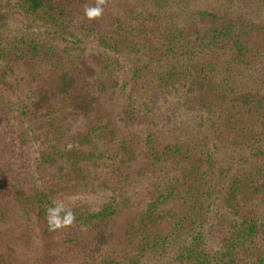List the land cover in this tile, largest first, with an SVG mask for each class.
<instances>
[{
    "label": "trees",
    "instance_id": "trees-1",
    "mask_svg": "<svg viewBox=\"0 0 264 264\" xmlns=\"http://www.w3.org/2000/svg\"><path fill=\"white\" fill-rule=\"evenodd\" d=\"M7 1L44 29L0 38V264H264V21ZM53 201L73 226L49 230Z\"/></svg>",
    "mask_w": 264,
    "mask_h": 264
},
{
    "label": "rangeland",
    "instance_id": "rangeland-1",
    "mask_svg": "<svg viewBox=\"0 0 264 264\" xmlns=\"http://www.w3.org/2000/svg\"><path fill=\"white\" fill-rule=\"evenodd\" d=\"M115 6H119L121 4V0H114ZM214 0H193L192 6L195 8L203 7L204 4H212ZM245 5L237 4L234 6V11L230 15L232 17H236L237 14H241L245 19H257L264 21V5L259 7L256 13L252 12L254 5V1L257 0H243ZM257 8V7H256ZM44 28L39 23L34 22L29 18V16L22 13L20 10H17L13 7L12 4L7 0H0V38L1 36H5L12 33H24L27 35H33L36 32H42ZM36 66V72H42L45 67H48V64L42 63L41 61L34 63ZM47 115L44 113H38L35 117L31 116L23 125L22 129H26L29 127H33L37 129V131H41L43 129L44 122L53 118L56 114ZM52 183V181H51ZM57 185H53L49 188H55ZM63 264V263H60Z\"/></svg>",
    "mask_w": 264,
    "mask_h": 264
},
{
    "label": "clouds",
    "instance_id": "clouds-1",
    "mask_svg": "<svg viewBox=\"0 0 264 264\" xmlns=\"http://www.w3.org/2000/svg\"><path fill=\"white\" fill-rule=\"evenodd\" d=\"M107 0H96L93 5L84 6V14L89 20L102 17ZM46 222L50 231L71 227L76 222L74 211L63 202L53 203L46 208Z\"/></svg>",
    "mask_w": 264,
    "mask_h": 264
}]
</instances>
